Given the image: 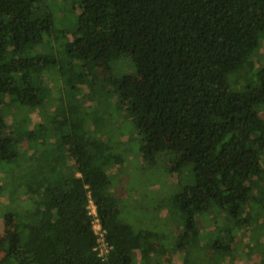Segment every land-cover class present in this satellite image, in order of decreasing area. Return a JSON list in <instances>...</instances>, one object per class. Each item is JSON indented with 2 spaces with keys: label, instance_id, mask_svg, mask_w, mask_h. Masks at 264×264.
Returning <instances> with one entry per match:
<instances>
[{
  "label": "trees",
  "instance_id": "trees-1",
  "mask_svg": "<svg viewBox=\"0 0 264 264\" xmlns=\"http://www.w3.org/2000/svg\"><path fill=\"white\" fill-rule=\"evenodd\" d=\"M60 12L68 20L56 28ZM78 62L88 72L81 83L73 81ZM99 67L104 97L80 109L77 93ZM51 75L62 93L55 111L40 112L41 123L19 128L0 111L2 217L20 213L19 226L0 240V264H161L152 249L159 235L119 217L104 169L119 159L95 136L108 109L134 122L142 158L170 153L173 168L191 164L175 191L178 229L169 235L185 254L180 264L206 259L209 234L198 237L197 215L264 216V0H75L69 12L62 0H0V105L8 97L39 109L54 98ZM24 163L34 166L33 179ZM88 194L109 245L103 259L93 250ZM22 198L28 204L20 210ZM237 226L213 235L214 264L219 254L234 257ZM250 235L264 251L260 235Z\"/></svg>",
  "mask_w": 264,
  "mask_h": 264
},
{
  "label": "rangeland",
  "instance_id": "rangeland-1",
  "mask_svg": "<svg viewBox=\"0 0 264 264\" xmlns=\"http://www.w3.org/2000/svg\"><path fill=\"white\" fill-rule=\"evenodd\" d=\"M62 5L65 11L69 12L73 9L75 0H62ZM67 20L66 14L60 12L55 15L53 24L56 28H63ZM73 67L76 74L73 81L83 82L85 75L88 74L86 67L81 62L74 63ZM50 71L52 74L53 70L51 69ZM94 73V80L86 82L82 91L77 93L76 102L80 109L86 108L93 98L103 99L104 97L103 88L106 74L103 72L102 67L96 69ZM47 83L51 88V97L54 96V98L43 104L39 109L21 108V106L18 108L9 103L10 98L5 97L2 105H0V111L5 121L16 126V119H18L19 128H24L27 124L33 126L36 123H41L40 112L50 113L55 111L58 107L56 99L62 93V83L57 75L49 76ZM98 108V100L96 103L93 101L88 109V112L93 113L88 117L87 121L97 115ZM102 116L106 117L107 120L104 123V120L99 116L97 128L102 127L103 130L100 131L98 129L97 135L93 131L92 133L98 138H103L106 142L108 148L104 152L105 155L109 154L119 159L118 162L112 160L104 169L110 179V189L119 200L120 219L130 223L135 229L145 228L159 235L160 239L157 244H162L163 247L158 248V245L154 243L152 249L154 250V256L162 258L161 264H180L185 254L176 253L175 249L170 245V236H175L178 229L175 221L178 218L175 191L178 190L179 183L189 180L191 164L182 163L179 167L173 168V155L170 153H161L150 159L142 158L138 143L133 140L134 122L129 119L120 120L119 114L113 109H108ZM104 133H106V137ZM40 134L41 132L35 138L39 140ZM22 146L27 149L29 147L26 141L22 142ZM30 161H33V159L30 158ZM261 164L264 168V154L261 156ZM24 168L27 178L33 179L34 166L31 163H24ZM260 183L264 193V179H260ZM7 203L5 189L2 187L0 190V240L6 238L8 230L16 229L19 226V212L12 218L2 217L3 207ZM27 204L26 198H22L19 201L20 210H23ZM246 209L253 211L254 208L247 207ZM222 214H217L214 210H210L196 216L199 228L198 237L205 238L209 235L201 245V256L206 259L199 261L198 257L194 256L191 264H208L210 260L214 264L210 251L213 235H215L217 230H224L228 224L232 223L238 225L235 232V241L233 242V248H235L236 253L234 257L228 259L219 254L216 256V262L218 264H264V251L256 245L250 235V233L255 234L256 232L257 235H260L261 243L264 244V216L252 215L243 218L244 214H242V219L233 220L232 218H226ZM13 264H16L15 261Z\"/></svg>",
  "mask_w": 264,
  "mask_h": 264
},
{
  "label": "built area",
  "instance_id": "built-area-1",
  "mask_svg": "<svg viewBox=\"0 0 264 264\" xmlns=\"http://www.w3.org/2000/svg\"><path fill=\"white\" fill-rule=\"evenodd\" d=\"M87 214L91 220V228L96 236L95 245L93 246V250L95 251L96 255L100 258H104L108 249L109 245L105 240V231L101 226L99 218L96 213L95 205L88 194V205H87Z\"/></svg>",
  "mask_w": 264,
  "mask_h": 264
}]
</instances>
